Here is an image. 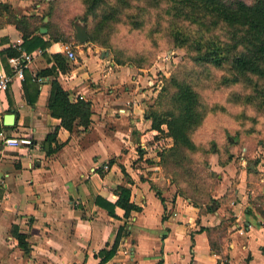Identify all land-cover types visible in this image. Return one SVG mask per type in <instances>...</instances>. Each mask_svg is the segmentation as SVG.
Listing matches in <instances>:
<instances>
[{
    "label": "crops",
    "instance_id": "0c3cea01",
    "mask_svg": "<svg viewBox=\"0 0 264 264\" xmlns=\"http://www.w3.org/2000/svg\"><path fill=\"white\" fill-rule=\"evenodd\" d=\"M0 3L29 18L42 6L33 0ZM10 16L0 5L2 71L10 69L8 57L16 48H41L26 42ZM40 26L27 37L43 32L47 38L48 26L46 31ZM73 37L77 50L74 39L51 38L41 48L24 76L8 85L12 103L5 89L0 92V130L32 139L13 145L0 135V264H264V178L258 162L248 164L246 152L237 154L231 146L226 159L214 151L210 169L218 177L204 194L202 181L188 186L166 174L158 151L172 144V136L165 122L152 127L130 82L135 66L114 60L93 41L79 42L74 32ZM66 43L74 58L67 56ZM55 52L68 60L67 68L52 56ZM53 77L70 100L90 102L87 126L69 129L49 112ZM10 111L14 122L5 124L3 115ZM50 131L55 132L50 144L61 145L47 153L44 138ZM142 137H151L147 146L154 147L140 145ZM120 183L129 186L130 201L139 209L125 214L115 205L111 214L95 196L113 201ZM14 226L26 233V249L12 233ZM204 226L215 227L216 249ZM117 234L114 252L104 258L99 250L109 248Z\"/></svg>",
    "mask_w": 264,
    "mask_h": 264
},
{
    "label": "rangeland",
    "instance_id": "374dc122",
    "mask_svg": "<svg viewBox=\"0 0 264 264\" xmlns=\"http://www.w3.org/2000/svg\"><path fill=\"white\" fill-rule=\"evenodd\" d=\"M244 1L250 3L253 0ZM34 2L42 4L35 15L36 24L41 23L42 14L48 12L46 21L51 30L66 40L75 41L74 22L85 23L97 36L93 41L95 44L108 51L114 60L135 66L130 82L135 84L141 97L139 101L149 113L156 112L164 118L173 106L177 82H188L197 92V108L202 117L190 132L197 147L180 149L177 162L176 156L168 155V149H165L161 165L166 174L171 173L174 178L173 174L177 176L182 165L188 176L185 184L193 186L196 180L202 181L204 194L206 187L218 177L217 171L210 169L214 151L219 160L227 158L230 146L237 154L244 150L248 164L264 159V102L260 101L261 93L256 92L262 88L260 79L250 73L235 75L236 71L227 62L219 65L199 62L187 44L175 43L170 32L174 20L166 10V0H153L149 4L143 0L135 1L142 8L135 5L131 8L132 14L117 11L107 25L100 24L99 15L86 10V0ZM137 20L139 24H135ZM177 22L188 31L196 28V24L187 21ZM224 29L222 24L212 32L223 33ZM72 44L77 50L76 41ZM147 158L151 156L147 155Z\"/></svg>",
    "mask_w": 264,
    "mask_h": 264
},
{
    "label": "trees",
    "instance_id": "16d2710c",
    "mask_svg": "<svg viewBox=\"0 0 264 264\" xmlns=\"http://www.w3.org/2000/svg\"><path fill=\"white\" fill-rule=\"evenodd\" d=\"M135 1L138 0H86V10L99 15V21L102 25L109 24V18L116 16L117 11H126L127 14H132L131 8L135 5L142 8ZM147 4L153 0H143ZM167 11L173 18V23L170 28L173 40L179 45L187 44L194 52L193 57L197 60L221 64L222 62L231 64L237 75L239 74H254L262 83V88L256 89L260 94V101L264 102V0H253L250 3L244 0H232L224 2L222 0H166ZM1 6L9 10L13 22L23 31L25 40L31 46L38 45L45 48L51 38L65 39L55 34L51 30V25L47 21H42L45 12L41 16V25L48 26L49 36L44 38L38 32H33L30 36L27 35L32 30H38V23H35V16L29 18L27 14L16 15L14 10L8 8V3H0ZM145 8V5H143ZM84 21L85 18H83ZM183 20L189 23L196 24V28L192 31L183 29V25L177 21ZM33 21V22H32ZM177 22V23H176ZM85 24V23H84ZM139 24V21H135ZM225 25L223 33H215L212 30L219 26ZM86 25V24H85ZM190 25V24H188ZM88 32L90 41L97 40L96 34L93 31ZM45 33V32H44ZM102 44H104L101 41ZM21 47H27L22 44ZM29 48V45L28 47ZM20 49H15L12 54H17ZM11 54V55H12ZM48 56V54H47ZM52 56L58 61L63 69L69 66L68 60L60 56L59 52H55ZM119 62V61H118ZM10 70V69H9ZM8 70V71H9ZM52 71L51 68L47 69ZM33 78H36L33 76ZM172 100L173 106L162 116H157L156 112L150 113L152 127H159L162 122L167 125V132L172 136V144L166 148L160 149L159 161L163 163L161 157L165 149H168V155H175L176 161L179 160L177 154L180 149H192L197 147L194 140L191 138V128L198 125L201 120L199 114V98L197 92L190 87L188 82H177ZM8 101L12 103V96L8 89L5 88ZM49 112L52 115L61 118V123L69 129L74 128L76 124L87 126L90 122V102L79 98L70 100L67 90L61 85L56 77L51 79V88L47 102ZM55 139V132H48L44 138L46 152L50 153L60 147L61 143L57 142L52 146L50 142ZM186 169L181 165L178 175H174L176 180H187L185 174ZM117 196L111 201L97 194L95 200L100 205L106 207L111 214H115L114 206L119 205L124 208V213L128 214L131 209H139V205L130 201V188L125 184H118L116 187ZM214 226H204L210 238L211 246L216 249V240L212 238ZM12 233L18 238L19 244L26 249L27 240L26 233L19 231L16 226L12 228ZM118 234L114 242L109 248H101L99 251L104 254V258L109 257L116 247Z\"/></svg>",
    "mask_w": 264,
    "mask_h": 264
},
{
    "label": "built area",
    "instance_id": "2783aa9c",
    "mask_svg": "<svg viewBox=\"0 0 264 264\" xmlns=\"http://www.w3.org/2000/svg\"><path fill=\"white\" fill-rule=\"evenodd\" d=\"M41 52V48H37L34 50L26 51L22 50L17 54H12L8 57V61L10 64V70L9 71H2L0 70V92H2L15 77L22 78L24 76V69L28 66V64L33 60V58ZM65 52L67 56L74 58L75 53L74 50L71 48L70 43L65 44ZM39 78V77H37ZM0 135L2 142L5 144H30L32 142V139L30 136L25 134H11L10 132L1 129ZM151 140V137L145 138L142 137L139 140V144L146 147L147 143ZM153 144H149L147 148H153ZM149 149L147 151H149ZM152 151V150H151ZM157 151V150H156ZM103 168H107L108 164L104 162L102 164ZM258 169L261 173V175L264 178V159L261 158V160L258 163Z\"/></svg>",
    "mask_w": 264,
    "mask_h": 264
},
{
    "label": "water",
    "instance_id": "95a60500",
    "mask_svg": "<svg viewBox=\"0 0 264 264\" xmlns=\"http://www.w3.org/2000/svg\"><path fill=\"white\" fill-rule=\"evenodd\" d=\"M44 19H47V15L44 16ZM74 28V35L79 42H83L88 39L89 35L86 29V25L84 23L74 22ZM40 30L46 31V26L41 25ZM3 121L5 124H12L14 122V112L10 111L4 113Z\"/></svg>",
    "mask_w": 264,
    "mask_h": 264
}]
</instances>
